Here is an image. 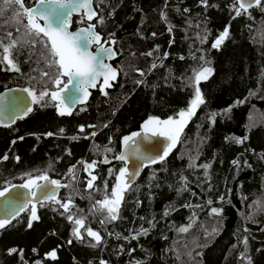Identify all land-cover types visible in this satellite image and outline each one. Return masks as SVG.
Masks as SVG:
<instances>
[{
  "label": "trees",
  "instance_id": "obj_1",
  "mask_svg": "<svg viewBox=\"0 0 264 264\" xmlns=\"http://www.w3.org/2000/svg\"><path fill=\"white\" fill-rule=\"evenodd\" d=\"M208 3L205 8L199 0H94L105 21L99 24V17L94 20L96 30L105 40L114 33L118 56L113 65L119 77L105 89L107 96L96 90L83 107L85 111L81 108L71 116H60L52 103L35 104L27 117L0 127V158L8 156L0 159V190L24 182L26 174L32 172H46L67 184L78 174L73 168L76 162L100 159L101 148H112L114 151L105 155L115 158L123 136L140 130L150 116L177 118L192 99L189 78L201 67V55L214 69L200 84L206 103L184 128L168 157L146 168L125 193L120 219L100 224L106 213L92 212L90 200L61 188L58 199L71 198V214L84 217L86 228L101 233V245L93 248L94 241L83 229L85 239L76 240L71 234L75 225L67 220L69 213L61 215L59 205L44 203L36 206L40 219L32 228L27 227L30 213L23 211L0 229V264H99L101 260L107 264H246L240 258L245 252L244 237L248 238L247 255L252 264H264V121L259 119L264 118V11L254 6L250 16L233 18L232 0ZM4 4L8 9L0 6V38L12 32L20 72L5 71L0 65V90L18 85L38 92L48 79L40 73L54 71L46 67V49L38 41L32 44L31 36L28 40L17 36L26 21L20 17L23 23L19 21L17 32L10 28L6 22L17 6ZM162 12L167 14V22ZM79 20L73 18V27L81 24ZM226 25H230L228 40L219 51L211 49L213 39ZM205 31L210 34L207 42L201 43L198 34ZM47 87L55 89L50 83ZM229 108L231 111L225 112ZM212 112L221 114L214 124L209 119ZM48 132L53 135L47 136ZM91 132L96 135L90 136ZM233 136L247 139L243 144L226 139ZM234 160L238 165L232 163ZM192 162L195 167H189ZM203 164L211 165L207 176L200 167ZM117 166L120 169L124 164L118 161L99 166L94 187L108 167ZM81 168L80 164L77 169ZM79 181L85 192L94 189H87V178L83 181L79 177ZM102 194L94 199H103L105 191ZM254 199L256 203L251 204ZM213 207L222 208V214L211 213ZM212 222L218 228L210 238L191 249L185 247L191 240L188 237L198 234L201 239L200 228ZM142 227L148 233L132 239ZM181 228L188 230L182 232ZM53 249L55 260L46 256Z\"/></svg>",
  "mask_w": 264,
  "mask_h": 264
},
{
  "label": "snow or ice",
  "instance_id": "obj_2",
  "mask_svg": "<svg viewBox=\"0 0 264 264\" xmlns=\"http://www.w3.org/2000/svg\"><path fill=\"white\" fill-rule=\"evenodd\" d=\"M9 3H13L17 6L14 10V16L18 20L23 17L26 20L24 28L26 34L33 37L31 41L35 44L37 41L46 49V67L53 69V72L43 71L40 73L41 77H47L45 86L39 93L33 88H24L21 91L27 93L31 97V103L24 105L22 111H14L10 115L6 116L5 112L0 109V125L10 126L5 124V120L14 122L16 119H23L29 113L33 111L31 105L43 104L47 105L52 103L56 108L58 115L71 116L73 113V107L76 104H84L87 102L91 92L89 89L96 88L100 84V91L103 95L107 96L108 92L105 89L113 86L112 82L117 80L119 70L113 67L107 61L114 59L117 56V52L114 49L116 40L112 39L114 33L109 34L107 40L96 31L97 24L91 23L93 20H97V23L103 24L105 21L102 16L94 8V0H36L35 6H26L24 0H8ZM103 2V0H101ZM200 4L208 8L210 5L208 0H199ZM215 7V5H212ZM259 7L264 11V0H232L230 8L234 13V17H240L241 15H249L250 9L253 7ZM185 12L189 11L184 9ZM78 15L80 17L79 23L84 24L87 21V26L80 28L77 31H71L72 17ZM162 19L167 22V14L161 13ZM23 23V20H20ZM199 27V25H198ZM230 25H226L224 30L220 32L211 43V49L219 51L222 45L228 40L230 36ZM19 31V28H17ZM168 31H172V27L169 25ZM208 33L205 31L202 35L198 34L201 43H206L208 40ZM12 32H8L6 37L8 43H5V38H0V65H4L5 71L20 72V68L14 57V49L17 46V41L11 39ZM153 36L155 33L152 34ZM103 41V42H102ZM92 45H96L95 51L90 50ZM158 47V46H157ZM147 55L151 56L149 52ZM167 53H165V57ZM195 58V57H194ZM183 59V57H181ZM200 60L203 61L201 67L198 70H194L193 76L189 78V86L193 89L192 99L189 102V106L186 109H182L178 113L177 118L169 117L166 120H161L158 117L150 116L143 124V132L145 138L147 134L151 133L153 136H164L168 143L167 146L159 152L156 156L144 157L140 154L138 147V137L141 136L140 132H133L130 135L123 136L122 144L124 151L115 156L116 160L125 162V166L121 167L116 175V183L112 187L111 191H108L107 181L104 182L105 195L103 199L96 200L93 204V208L99 206V210L106 213L104 219L100 220L101 224L112 222L120 219V209L124 202L125 193L131 189L132 184L135 181L136 176L139 174L141 167H146L148 164L162 163L171 151L180 142V137L187 126L189 121L196 115L198 109L206 103L204 95L201 91L200 84L202 81H207L213 74L214 69L209 66L210 61L206 60L201 55ZM156 67L155 64L152 65ZM140 75H144L141 71ZM65 78H67L65 80ZM54 85L55 90H51L47 87L48 84ZM141 83V81H137ZM7 97H0V102L6 101ZM16 102L22 104V98H16ZM237 103H241L237 101ZM86 109H81L85 111ZM231 109H225V112H229ZM217 115H221L216 112H212L209 115L211 123H215ZM89 128H94L95 125H88ZM107 127V125H105ZM63 132V129H60ZM79 131L83 133L85 128L83 125L79 127ZM47 136H52V132L46 133ZM96 132H91L90 136L94 137ZM39 138V137H37ZM85 138H89L86 136ZM22 140L23 137H20ZM76 139V137H73ZM226 139L233 141L236 144H243L247 137H227ZM13 144L15 141L12 142ZM106 152L114 151L112 148H107ZM70 154V153H69ZM130 156H136L140 160V167H137L134 171L129 170L127 167V161ZM264 158V155H262ZM2 160H7L8 156L5 154ZM15 159L19 161V156ZM83 164L85 172L88 173L90 179L87 180V189L94 188V182L97 180V176L92 174V170L95 169L97 161L84 162ZM100 163H110L107 155L100 161ZM233 164L238 165V161H233ZM195 163L189 164V167H195ZM205 169L204 175L207 176V169L211 167L210 164L200 165ZM72 173L73 169H69ZM112 174V170H109V175ZM27 180L20 185H10L0 190V197H6L12 188H24L28 190L24 203L18 207H12L11 211L7 212L5 218H0V229H3L7 224L11 223V220L15 219L21 212L28 211L30 213L27 220V227L32 228L33 222L38 221L40 217L37 215V204L43 206L44 202L55 203L59 205V208L63 210L61 215L69 213L67 220L74 224L72 229V236L76 240L83 241L85 235L82 229L86 232V235L94 241L91 244L93 248L99 246L103 242L101 233L97 230H93L91 227L85 226L84 217H76L72 213V200L69 197L67 200H61L57 197V191L59 188H67V184H61L58 180L50 179L49 175L45 172L40 175L33 176L31 173H27ZM75 179V176L72 177ZM186 181V178H184ZM43 181V183H40ZM185 188L187 187L185 183ZM98 190V189H97ZM184 190V189H182ZM220 200L223 201L224 197L221 196ZM212 203L211 200L208 201ZM222 208H211V213L215 215H221ZM167 211L164 215H167ZM187 228H181L180 231H187ZM147 228H141L132 239H138L141 235L148 233ZM213 231H216L215 229ZM247 231V229H245ZM111 235V233H109ZM119 238V236L117 237ZM125 239H128L125 237ZM69 244L72 243L70 239ZM242 243L245 247V252L240 254V258L246 260V264H252L251 257L247 255L248 238L244 237ZM11 252H16V249H11ZM35 251V249L33 250ZM131 251H135L132 249ZM22 254V253H21ZM47 257L52 260L57 259V252L55 249L46 254ZM36 264H40L39 261ZM99 264H107V261L101 260Z\"/></svg>",
  "mask_w": 264,
  "mask_h": 264
},
{
  "label": "water",
  "instance_id": "obj_3",
  "mask_svg": "<svg viewBox=\"0 0 264 264\" xmlns=\"http://www.w3.org/2000/svg\"><path fill=\"white\" fill-rule=\"evenodd\" d=\"M34 6H35V4L33 5V7ZM94 8H95V6H94ZM95 10H96V8H95ZM75 16H78V15H73V17H72V25H71V29H70L71 31H77L80 28H84V27L87 26V25H84V26H78V27L73 28V18ZM91 23H94V20L91 21ZM96 47H97L96 45H92L90 50L95 51ZM117 56L114 59H112L110 61H107L113 67H115L113 65V63L117 59ZM118 77H119V75H118ZM118 77H117V79H118ZM116 81H113L112 84H114ZM99 85L100 84H98L97 86H99ZM22 89H24V87L15 86V87L4 89L3 91L0 92V97H5V96L7 97L6 101L0 102V109H2L5 112L6 116L10 115L14 111H22L24 105H27V104L31 103V97H29L27 95V93L21 91ZM91 90L92 89H89L90 92H91ZM16 98H22L23 103L22 104L17 103L16 102ZM89 98H90V96H89ZM89 98H88V100H89ZM88 100H87V102H88ZM86 103H84V104H86ZM78 105H83V104H79V103L76 104L73 107V111L77 108ZM31 106L33 108L34 104L31 105ZM12 123H14V122H12L10 120H5V124H10L11 125ZM0 126H4V125H0ZM136 132H140L141 133V136L138 137L137 140L139 141L138 147L140 149V154H142L144 157L156 156V155L159 154V152L161 150H163L167 146L168 141H167L166 137H164V136H159V135L153 136V135H151V133H149V134H147V138H145V134L143 132V128H141L140 130H138ZM122 151H124L123 144L120 147L118 154L121 153ZM108 159H109L110 163H107V164L100 163V164L104 165V166H108L112 162H118L119 161V160H116L115 158H108ZM119 162H121V161H119ZM122 163L125 166V162H122ZM152 165L153 164H148L146 167H141L140 171H139V174L135 178L134 183L141 177V175L143 174L145 169L150 167V166H152ZM127 167L129 168L130 172L134 171L137 167H140V160L137 159L136 156H130L129 160L127 161ZM50 179L54 180L51 177H50ZM40 183H43V181H41ZM20 184H23V183H14V184H11V185H20ZM6 187H10V185H8ZM59 190H60V188L57 191V197H58ZM27 193H28L27 189L17 187V188H12L11 191L7 194L6 197H0V218H5V216L7 215V212L11 211L13 206L14 207H18L20 204L24 203ZM44 203H49V202L45 201ZM37 205H39V204H37Z\"/></svg>",
  "mask_w": 264,
  "mask_h": 264
},
{
  "label": "rangeland",
  "instance_id": "obj_4",
  "mask_svg": "<svg viewBox=\"0 0 264 264\" xmlns=\"http://www.w3.org/2000/svg\"><path fill=\"white\" fill-rule=\"evenodd\" d=\"M4 2H8V0H0V6H2V9L3 10H7L8 8L5 6ZM20 20H18L17 18H15L14 16V13L11 15V17H9L7 19V22L6 24L12 28L14 31L17 32V28H19V30L21 29V24L19 22ZM5 25V26H7ZM264 35V34H261V36ZM18 37H21L23 39H26L28 40L30 38L29 35L26 34V29H22L20 31V33L17 35ZM258 36H259V33H258ZM42 48H44L42 46ZM45 49V48H44ZM43 88H39L38 89V93L39 91H41ZM261 121H264V118H259ZM142 128H143V125H142ZM89 136V135H88ZM110 145V144H109ZM107 148H101L100 151V155L101 157H103L105 155V153H109V152H106ZM100 157V158H101ZM112 170V174L109 175V170ZM118 171H119V168L118 166L115 168V167H108L105 172H104V175L102 176V178L100 179L99 183L94 187L93 190L89 191V192H85L83 189L80 188V185H79V177L77 174H73L75 176V179L71 178L68 182H67V190L70 191L74 196H79V197H85L86 199L90 200V209L92 212L94 213H97L98 210H99V206H97L96 208H93V204L96 200H100V199H97L96 200L94 199L95 196H103V192L105 191L104 190V182L107 181V184H108V187L110 186L111 184V181H110V178L111 177H114L113 174L116 175L118 174ZM33 176H36V175H40V173L38 172H32L31 173ZM27 180V176H25V180L24 182H26ZM113 182H112V186L115 184V178H112ZM98 189V190H97ZM256 203V200L254 199V201L251 203V204H255ZM89 220H91V218H89ZM102 220V219H100ZM251 220V219H250ZM100 223V222H99ZM101 224V223H100ZM104 225V224H102ZM218 228V224H215L214 222L208 224V225H203L201 228H200V231H201V239L198 238V234H196L197 236H192V237H188L189 239V242L186 243V248H190L191 247H195L197 245H199L200 243L206 241L208 238H210L216 231H213L214 229L216 230ZM180 239H186V237H184V235H180ZM188 240V239H187ZM187 240H184V241H187Z\"/></svg>",
  "mask_w": 264,
  "mask_h": 264
},
{
  "label": "flooded vegetation",
  "instance_id": "obj_5",
  "mask_svg": "<svg viewBox=\"0 0 264 264\" xmlns=\"http://www.w3.org/2000/svg\"><path fill=\"white\" fill-rule=\"evenodd\" d=\"M35 2H36V0H24V3H25V5L26 6H33L34 4H35ZM75 17H79V16H75ZM80 18V17H79ZM26 21V20H25ZM84 25H87V22H85L84 24H78L76 27H78V26H84ZM73 28H75V27H73ZM67 78H65V80H66ZM15 86H17V87H24V88H28V87H25V86H18V85H10V86H6V87H4L3 89H1L0 90V92L1 91H3L4 89H7V88H11V87H15ZM100 90V85L99 86H97L96 88H94V89H92L91 90V95H90V98H89V100H88V102L90 101V99H91V97H92V95H94L93 93L96 91V90ZM55 90V89H54ZM87 102V103H88ZM87 103L86 104H83V105H78L77 106V108L73 111V113L75 112V111H77L78 109H81V108H83V107H85L86 105H87ZM34 106H35V104H34ZM33 110H34V107H33ZM33 112V111H32ZM31 112V113H32ZM30 113V114H31ZM29 114V115H30ZM65 116H67V115H65ZM27 117V116H26ZM25 118V117H24ZM17 120V119H16ZM15 120V121H16ZM14 121V122H15ZM12 124H14V123H12ZM11 124V125H12ZM0 127H2V126H0ZM103 157H101L100 159H98V158H96V159H94V160H96L97 161V165H96V167H95V169L94 170H92V174L93 175H97V173H99V172H96L97 170H98V168H99V166H104V165H101L100 164V160L102 159ZM93 160V161H94ZM85 162V161H84ZM82 165V168H81V170L82 171H80V170H78L77 168H78V166L79 165ZM104 167H106V166H104ZM73 168H76V170H77V175H78V177H80V178H83V181H85V179L87 178V180L88 179H90V177H89V175H88V173L87 172H85V170H84V166H83V164L82 163H80V162H76V164L75 165H73ZM70 169H72V168H70ZM54 179V178H53ZM55 180V179H54ZM22 183H25V182H22ZM14 184V183H13ZM62 184V183H61ZM62 188V187H61ZM61 188H60V190H61ZM59 190V191H60ZM58 195H59V193H58ZM73 204V203H72Z\"/></svg>",
  "mask_w": 264,
  "mask_h": 264
},
{
  "label": "bare ground",
  "instance_id": "obj_6",
  "mask_svg": "<svg viewBox=\"0 0 264 264\" xmlns=\"http://www.w3.org/2000/svg\"><path fill=\"white\" fill-rule=\"evenodd\" d=\"M112 224V223H111ZM97 230V229H96Z\"/></svg>",
  "mask_w": 264,
  "mask_h": 264
}]
</instances>
